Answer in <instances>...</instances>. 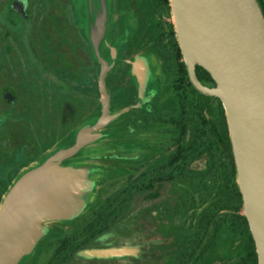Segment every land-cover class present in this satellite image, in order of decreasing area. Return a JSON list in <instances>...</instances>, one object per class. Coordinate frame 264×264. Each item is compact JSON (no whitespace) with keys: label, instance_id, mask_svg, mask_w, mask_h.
<instances>
[{"label":"rangeland","instance_id":"rangeland-1","mask_svg":"<svg viewBox=\"0 0 264 264\" xmlns=\"http://www.w3.org/2000/svg\"><path fill=\"white\" fill-rule=\"evenodd\" d=\"M64 1L66 5L63 4ZM44 2L45 0H33L36 8L43 7ZM55 2L53 1L52 8H66V15L49 16L50 19L44 14L36 13L35 31L20 33V44L18 47L14 46V55L17 52V56L12 63L3 65L9 74L14 73L18 82L20 96L17 104L34 103L31 96L23 93V89L37 87L45 93L49 87L53 88L46 72L49 68L55 72L62 68L61 65L67 71L63 80L67 83L69 104L74 103L77 96L83 100L78 118L75 112L71 113L67 124L63 126L59 125L58 106L53 100L54 96L51 95L49 102L45 104V96L41 93L37 101L41 103V110L34 112V125L43 130L42 124L44 120L49 121V115L51 133L47 136L41 133L40 137H25L24 141L19 138L18 144L36 138V148L43 153L42 162L56 151L72 145L78 131L92 125L101 116L103 103L99 84L100 59L107 63L111 40L123 23L122 9L132 7V0ZM135 6L145 8L146 0H135ZM127 15L128 12H125V18ZM170 20L174 23L172 10ZM16 27L20 28V23ZM105 28L106 33L97 47L92 39L96 30L101 34ZM28 40L33 41L32 46ZM129 59L132 61V57ZM129 65V62H122L117 58L105 74L108 114L115 116L98 130L99 136L96 139L86 143L61 163L76 171L85 182L84 188L75 195L79 204L78 211L67 219L44 222L37 242L15 264H47L58 239L76 232L92 217V211L105 199L113 198L131 176L154 167L174 149L172 139L177 131L170 121L176 115L177 108L170 86L180 77L175 64H171L166 77L160 71L157 59L149 56L148 75L144 80L149 86L140 83V88L145 89L139 94L137 92L140 89L131 80ZM136 70L138 80L141 81L142 71L138 67ZM136 103L139 108H135ZM46 105L49 107L48 111ZM3 115L17 123L22 113L9 110L0 112V118ZM24 130L26 128H21V136ZM5 135L10 142L11 137ZM188 136L189 131L186 138ZM14 142L17 143V140ZM39 154L37 163L41 158ZM204 162L203 159L195 160L191 167L202 169ZM20 177L21 175H0V185L3 181H8V186L0 191V206L9 189ZM177 196V181L157 184L151 192L134 196L128 212L108 230L74 253L64 264H170L172 256L184 242V233L177 227ZM237 256L235 246L226 243L215 249L202 264H231Z\"/></svg>","mask_w":264,"mask_h":264},{"label":"water","instance_id":"water-1","mask_svg":"<svg viewBox=\"0 0 264 264\" xmlns=\"http://www.w3.org/2000/svg\"><path fill=\"white\" fill-rule=\"evenodd\" d=\"M175 32L188 79L200 93L222 103L242 195V212L254 241L257 264H264V15L257 0H170ZM101 60L102 114L83 127L72 145L26 171L0 206V264H15L42 234L43 223L67 219L79 208L75 195L84 180L62 166L99 136L115 115L108 114ZM203 67L213 86L200 82Z\"/></svg>","mask_w":264,"mask_h":264},{"label":"trees","instance_id":"trees-1","mask_svg":"<svg viewBox=\"0 0 264 264\" xmlns=\"http://www.w3.org/2000/svg\"><path fill=\"white\" fill-rule=\"evenodd\" d=\"M151 5L162 10L171 8L170 0H151ZM177 41L174 48L179 60L182 55ZM176 72L179 81L170 86L177 108L170 121L177 131L172 139L174 149L154 167L131 176L113 198L105 199L92 211V217L76 232L58 239L47 264L68 262L74 253L128 212L134 196L151 192L157 184L176 181L177 227L184 233V242L170 264H202L226 243L234 245L238 254L231 264H257L254 241L242 212V195L222 103L193 87L182 60L177 62ZM195 73L202 84H215L203 67L195 65ZM199 159L205 161L204 167H191Z\"/></svg>","mask_w":264,"mask_h":264},{"label":"flooded vegetation","instance_id":"flooded-vegetation-1","mask_svg":"<svg viewBox=\"0 0 264 264\" xmlns=\"http://www.w3.org/2000/svg\"><path fill=\"white\" fill-rule=\"evenodd\" d=\"M53 1L55 2L56 0ZM53 1L45 0L46 3L44 2L43 7L36 8L33 0H0V45L3 52V54L0 52V112L4 113L11 110L15 113H22L21 119L17 123L14 122V119H10L9 116L5 118L3 115L0 118V175H8L11 177L20 176L26 171L34 168L37 164H40L42 162L43 153H40V151H38L39 148H36V138L33 141L29 139L23 142L24 138L35 137V135L40 137L41 133L47 136L51 133V119L48 114L49 121L44 120L42 124L43 130H39V127L36 126V128L34 125V112H39L41 110V103L37 102L42 93L40 88L23 89V93L27 96H31L34 103L28 105L17 104L16 102L20 96L18 82L14 73L9 74L5 71L3 65H6L8 62L12 63L15 56H17V52L14 55V46L18 47L20 44V33L35 31L36 13L44 14L48 17L62 14L66 15V8H52ZM257 1L262 12H264V0ZM63 4L66 5V2L64 1ZM131 6L132 7L129 9H122L124 10V13H122L123 23L121 24V28L118 29V31H116L117 33L113 36L114 39L111 40L114 51L111 50L112 47H110L108 59L105 60L109 65L107 71L111 69L117 58H120L122 62H129V70L132 71V77L131 75L130 77L131 80L135 82V86L140 89L137 92L139 94L142 92V89H145V87L142 89L140 88V83L149 86L144 82L148 75L149 56L157 59L160 71L166 77L171 64L174 63L175 67H177V62L179 60L183 61V59L180 58L178 60V58H176L174 44L175 40L177 41V36L174 23L170 20L171 8L170 10L156 8L151 5V0H146L145 8H136L135 0H132ZM125 12H128L127 18H125ZM129 12H131V14H129ZM130 15H132V17H130ZM19 23L20 28L16 27L19 26ZM106 28L103 29L101 34L96 30L95 37L92 40L97 47L102 36L106 33ZM29 43L32 46L33 41H29ZM91 44H93L92 41ZM130 57H132V61L129 59ZM61 66L62 68L55 70V72L51 71L50 68L49 71L46 72V77L48 76L49 83L53 88L49 87V89L45 90V93L42 94L45 96V104L49 102L48 100L51 95L54 96L53 100L58 106L59 125L65 126L71 113L75 112L78 118L81 112L80 110H82L81 107H83V100L77 96L75 102L69 104L68 87L67 83L63 80V76L67 71L63 69V65ZM136 67L140 68V72L142 71L141 81L138 80ZM178 81L179 79L175 82ZM147 94L145 93V95ZM134 106L135 108H139L137 103ZM46 108L48 111V105H46ZM21 128H26L22 136ZM4 134L11 137L10 142H8V138L6 135L4 136ZM19 138L23 140L20 144H18ZM14 140H17V143H15ZM27 146L29 148H27ZM39 153L41 154V158L39 163H37L36 158ZM7 186L8 181H3L0 185V191Z\"/></svg>","mask_w":264,"mask_h":264}]
</instances>
